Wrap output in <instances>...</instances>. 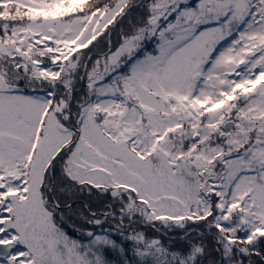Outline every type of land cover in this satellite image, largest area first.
<instances>
[{"label":"snow or ice","instance_id":"1","mask_svg":"<svg viewBox=\"0 0 264 264\" xmlns=\"http://www.w3.org/2000/svg\"><path fill=\"white\" fill-rule=\"evenodd\" d=\"M0 264H264V0H0Z\"/></svg>","mask_w":264,"mask_h":264}]
</instances>
